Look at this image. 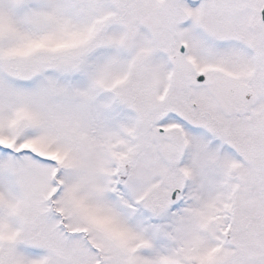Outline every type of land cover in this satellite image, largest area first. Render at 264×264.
Returning a JSON list of instances; mask_svg holds the SVG:
<instances>
[{"label":"snow or ice","instance_id":"obj_1","mask_svg":"<svg viewBox=\"0 0 264 264\" xmlns=\"http://www.w3.org/2000/svg\"><path fill=\"white\" fill-rule=\"evenodd\" d=\"M0 264H264V0H0Z\"/></svg>","mask_w":264,"mask_h":264}]
</instances>
